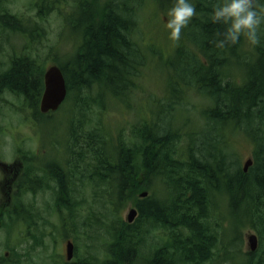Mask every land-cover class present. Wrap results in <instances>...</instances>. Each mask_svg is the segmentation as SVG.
<instances>
[{
  "label": "trees",
  "instance_id": "16d2710c",
  "mask_svg": "<svg viewBox=\"0 0 264 264\" xmlns=\"http://www.w3.org/2000/svg\"><path fill=\"white\" fill-rule=\"evenodd\" d=\"M159 1L169 7L173 2ZM142 2L31 0L37 12L31 17L13 13L8 0H0V39L8 32L28 39L34 33L40 37L42 23L52 13L62 19L68 35L77 36L68 60L52 63L61 68L68 89L57 112L40 111L44 74L50 64L46 67L33 45L19 54L0 55V104L3 95H14L20 112H29L46 125L56 114L71 112L72 116L65 164L44 160L31 150L18 151L24 168L13 206L0 208V229L10 232L20 222L27 232L37 227L43 217L25 197L53 189V211L61 214L64 230L78 233L97 224L105 233L100 256L81 257L72 264H204L215 254L224 222L218 210L225 200V219L232 221L225 231L230 230L237 240L244 226L251 225L261 238L258 250H247L237 263L264 264V39L251 46L242 37L237 45L217 48L214 40L223 25L208 19L209 0H197L200 15L183 29L176 57L165 62L152 49L148 53L150 64L158 67L161 61L167 71L164 96L153 99L146 118L124 124L111 135L105 127L110 109L106 91L120 97L129 115L135 117L138 109L129 96H135L145 66L146 53L139 43L143 37L134 36L136 8ZM249 48L255 49L258 60L250 58ZM182 86L213 101L200 113L197 133L186 134L177 127L178 111L195 110L185 100ZM242 133L255 145L248 172L228 139ZM88 187L97 208L85 196ZM143 192L148 196L141 198ZM132 207L138 216L129 223L123 212ZM10 249L8 256L0 255V264H21L13 256L22 254Z\"/></svg>",
  "mask_w": 264,
  "mask_h": 264
},
{
  "label": "rangeland",
  "instance_id": "374dc122",
  "mask_svg": "<svg viewBox=\"0 0 264 264\" xmlns=\"http://www.w3.org/2000/svg\"><path fill=\"white\" fill-rule=\"evenodd\" d=\"M30 1L8 0V6L13 13L35 17L37 12L31 8ZM169 6L163 5L159 0H143L141 5L136 8L135 20L137 26L134 36L135 38L143 37L139 39V43L146 53L145 66H142L138 88L134 92L135 96L131 94L129 96L130 103L132 104L134 100L138 109H136L135 117L133 114L129 115V111L122 103L120 97L106 91L105 94L108 93L106 96L107 105H110V109L105 114V127L106 131L111 135H115L116 130L124 124H130L136 119L146 118L149 108L154 105V103L151 105L154 102L153 99L156 96L160 97V95L164 96L165 94V86L168 80L167 71H165L164 65L159 60L160 65L158 67L154 63L150 64L148 53L152 49V52L155 51L165 62L176 57V50L181 44L183 36L181 35L179 41H174L170 39L168 30L164 27ZM149 17L153 19L149 20ZM42 26L40 37L34 33L32 39H28L27 35L24 36L20 33L8 32L9 36L2 34L0 43L4 47L0 49V55L9 56L13 53H22L32 44L33 51L35 50L41 60L47 63L46 67L49 64L52 65L54 60L67 61L68 53L72 46L71 43L77 40V36L68 35L70 33L66 27L62 26V19L56 13L50 14L47 20L42 23ZM52 48H54V51H52ZM33 51L29 50V52ZM248 52L253 53V57H250L251 59H259L258 56H255V49L249 48ZM222 73L225 75L226 71L223 69ZM182 87L185 92V100L191 102L195 110L191 113L178 111L176 113L179 120L177 127H181L186 134L197 133L199 129L198 122L201 120L200 113L213 101L203 94H199L196 91L189 92V89ZM19 106V102L14 95H3V101L0 104V208L2 211H5L6 208H11L14 203L12 194L14 195L15 192L12 187L15 185L14 182L19 179L24 168V162L18 153L20 149L31 150L38 153L44 160L57 161L62 164H65L69 156V152L64 148L67 136H69L67 130L69 120L72 117L71 112L56 114L54 120H50L46 125L43 121H35L29 112H20ZM75 116L74 119L77 120L79 115L76 113ZM186 121H189V123L184 126ZM221 132L225 137V128H222ZM226 135L228 136V133ZM228 139L235 144V148L233 146L231 148L236 153V157H241V165L253 156L255 150L253 140L244 136L243 133L232 135ZM9 169L11 171L10 174L6 173ZM12 177L13 179H11ZM7 180H10L8 183L11 186L10 191L8 186H5ZM54 184L52 183V185ZM85 196L88 201L94 204V193L91 187L86 189ZM25 201H33L43 218L38 221V226L31 228L29 232H27L23 222L14 226L10 232L2 227L0 229V255L12 252L10 247H13L22 254L21 257L13 256L16 261L20 259L21 264H60L68 261L66 244L69 240L75 244V257L73 259L75 261L89 255L93 257L101 255L105 233L97 224H93L88 230L84 228L78 233L64 230L61 224V214L57 210H55L56 212L53 211L56 201V193L53 189H45L35 195L29 194L25 197ZM94 206L96 208L99 207L98 204H94ZM128 211L129 209H124L123 217H127ZM218 211H220L221 217L224 218V222L217 234L218 244L214 257L211 261L204 264H238V260H242L244 253L248 250V234H257L259 240L261 239L260 235L255 228L248 225L241 230L240 239L235 240L234 233L230 230L225 231V228L230 229L232 223L227 217L225 219V215H228L225 208V200ZM26 235L29 237L24 238L27 237ZM32 236H36L37 241ZM263 247L264 240L261 248ZM237 253H239L238 256ZM231 257L235 259L229 261Z\"/></svg>",
  "mask_w": 264,
  "mask_h": 264
},
{
  "label": "clouds",
  "instance_id": "9594fccd",
  "mask_svg": "<svg viewBox=\"0 0 264 264\" xmlns=\"http://www.w3.org/2000/svg\"><path fill=\"white\" fill-rule=\"evenodd\" d=\"M211 11L208 19L213 24L223 25L216 33L217 48L237 45L245 38L249 45H260L264 39V0H209ZM197 0H173L167 10L164 27L170 39L179 41L182 30L194 17L199 16Z\"/></svg>",
  "mask_w": 264,
  "mask_h": 264
},
{
  "label": "water",
  "instance_id": "95a60500",
  "mask_svg": "<svg viewBox=\"0 0 264 264\" xmlns=\"http://www.w3.org/2000/svg\"><path fill=\"white\" fill-rule=\"evenodd\" d=\"M68 96V89L65 76L58 65H51L47 68L44 74V92L40 102V111L43 114L55 112L59 110ZM253 165V160L250 158L244 163V171L248 172ZM148 192L141 193L140 197L145 198ZM138 216L136 208L129 209L127 220L133 223ZM259 246L258 236L254 233L248 235V248L250 251H256ZM74 243L69 241L67 243V260L71 261L74 257Z\"/></svg>",
  "mask_w": 264,
  "mask_h": 264
},
{
  "label": "flooded vegetation",
  "instance_id": "af4514ba",
  "mask_svg": "<svg viewBox=\"0 0 264 264\" xmlns=\"http://www.w3.org/2000/svg\"><path fill=\"white\" fill-rule=\"evenodd\" d=\"M0 162H1V161H0ZM10 172H11V171H10V169H9V171L6 172V173H9V174H10ZM11 179H13V177H12ZM11 179H10V180H11ZM10 180H7V182H6V184H5V186H6V185L8 186L9 191L11 190V186L8 184ZM17 181H18V180H17ZM14 184H15L14 186L12 185V186H13L12 189L14 188V190H15V186H16L17 182L15 181ZM7 186H6V187H7ZM12 196H13V194H12ZM6 256H8V255H6ZM74 257H75V254H74ZM74 261H75V260H73L72 262H67V261H66L64 264H72Z\"/></svg>",
  "mask_w": 264,
  "mask_h": 264
}]
</instances>
